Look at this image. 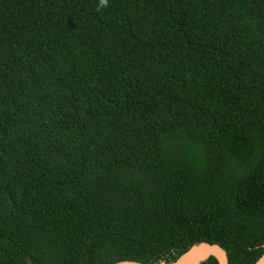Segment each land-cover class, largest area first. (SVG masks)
<instances>
[{
	"label": "trees",
	"instance_id": "trees-1",
	"mask_svg": "<svg viewBox=\"0 0 264 264\" xmlns=\"http://www.w3.org/2000/svg\"><path fill=\"white\" fill-rule=\"evenodd\" d=\"M203 241L264 252V0H0V264Z\"/></svg>",
	"mask_w": 264,
	"mask_h": 264
},
{
	"label": "water",
	"instance_id": "water-1",
	"mask_svg": "<svg viewBox=\"0 0 264 264\" xmlns=\"http://www.w3.org/2000/svg\"><path fill=\"white\" fill-rule=\"evenodd\" d=\"M211 256H213L217 260L218 264H230L228 251L222 245H220L219 243H211L204 241L193 244L177 259L171 261L168 264H200L208 260ZM112 264H150V263H143L137 260L122 259ZM160 264H167V263L162 262ZM249 264H264V252L260 255L259 258H257L253 262H250Z\"/></svg>",
	"mask_w": 264,
	"mask_h": 264
},
{
	"label": "clouds",
	"instance_id": "clouds-1",
	"mask_svg": "<svg viewBox=\"0 0 264 264\" xmlns=\"http://www.w3.org/2000/svg\"><path fill=\"white\" fill-rule=\"evenodd\" d=\"M102 2H103V0H102Z\"/></svg>",
	"mask_w": 264,
	"mask_h": 264
}]
</instances>
